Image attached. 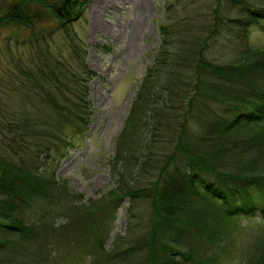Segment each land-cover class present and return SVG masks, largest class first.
<instances>
[{
  "label": "trees",
  "instance_id": "16d2710c",
  "mask_svg": "<svg viewBox=\"0 0 264 264\" xmlns=\"http://www.w3.org/2000/svg\"><path fill=\"white\" fill-rule=\"evenodd\" d=\"M23 1L16 0L18 6L11 5L4 11L0 25L8 20L27 27L33 23L31 17L25 15ZM47 1L36 0L40 8L49 7L65 24L80 17L84 9V4L77 0H64L61 5H50ZM239 5L240 18L235 20L238 27L264 21V7L244 1ZM214 21V30L200 40L192 41L187 50L194 60L190 63L195 83L177 134L168 122L161 121V115L155 113L158 108L154 106L164 92L176 99L181 92L185 93L187 86H180L179 72L174 66L164 69L167 75L164 84L156 83L157 67L154 64L142 79L127 123L116 143L113 161L119 176L117 187L107 194L106 202L102 197L103 202L97 207L91 205L83 211L75 205L64 224H57L52 219L25 223L21 212L36 198L49 199L56 194H65V184L55 181L53 174L48 176L46 171H40L45 161L41 163L39 159L52 156L54 145L60 140L61 127L70 126L77 119L85 88L77 86L73 92L70 85L87 82L88 75L82 71L77 81L76 73L71 71L49 72L59 100L50 99L49 112L41 116L33 117L29 100L28 103L26 99L19 100L14 120L7 123L11 138H7L9 143L5 145L11 151L19 138L25 147L17 146L14 154L19 158L18 152L23 151L26 155L11 161L8 154L0 152V264H50L58 247L65 251L74 242V233L71 238L65 227L78 221L79 235L84 236L76 240H83L82 245L89 255L98 258L94 264H106L114 259L106 255L105 235L108 231L98 219L100 213L105 209L115 211L125 198L131 200L141 195L151 207L153 228L148 242L126 248L119 252L123 256H116L117 253L115 259H126L133 253L141 259L140 253L144 251L145 259L138 264H220L222 258H217L216 250L224 252L226 258V251L233 243L231 235L235 224L242 219L252 220L257 214L264 220V49L251 48L243 42L244 50L236 65L207 61L203 56L208 47L207 40L215 33L221 19L215 16ZM161 31L166 33L165 27L161 26ZM245 31L244 28L242 37ZM157 59V64L161 65L175 63L170 56L162 55ZM194 108L196 114L191 113ZM145 117L155 120V137L161 127L175 134L174 151L169 160L175 166L169 172V163L165 164L154 183L136 189L133 187L135 182L131 186L124 179L133 164L137 170L143 168L145 162L141 160V152L152 144L151 140L136 142L141 120ZM192 125L196 126L197 132L190 131ZM77 130L79 134L84 131L83 128ZM124 131L127 132L126 139L123 138ZM50 215L49 211L43 214L44 218ZM244 260L242 264H264V225L262 235L255 238Z\"/></svg>",
  "mask_w": 264,
  "mask_h": 264
},
{
  "label": "rangeland",
  "instance_id": "374dc122",
  "mask_svg": "<svg viewBox=\"0 0 264 264\" xmlns=\"http://www.w3.org/2000/svg\"><path fill=\"white\" fill-rule=\"evenodd\" d=\"M15 1L0 0V16L8 7L14 6ZM243 1L264 7V0H237L238 3L230 0H77V3L84 4V9L80 17L67 25L49 7L40 8L36 0L22 2L25 15L31 17L33 23L27 27L8 20L0 25V152L8 154L11 161L26 155L23 151L18 152L19 158L14 154L17 146L25 147L19 138L11 151L5 145L11 136L7 123L14 120L21 99H26L27 103L29 100L33 117L49 112L50 99L59 100L49 72L71 71L76 73L77 81L82 71L88 75L87 82L68 85L73 92L77 86L85 88L77 119L70 126L61 127L60 140L56 141L52 156L39 159L41 163L45 161L40 171H46L48 176L53 174L54 180L65 184V194L31 201L21 212L25 223L52 219L57 224H64L65 217L75 205L84 211L91 205H100L102 197L106 202L107 194L117 187L119 177L113 161L117 140L127 123L142 79L154 64L157 67L156 83L164 84L167 76L164 69L174 66L179 72L180 86H187L185 93L181 92L176 99L164 92L154 106L158 108L155 113L161 115V121L168 122L177 134L195 83L190 63L194 60L187 50L192 41H198L214 30L215 16L221 21L207 40L204 59L219 65H236L244 50L243 42L251 48L264 49V21L242 28L237 26L239 3ZM48 2L61 5L64 0ZM161 26L165 27L166 33L161 31ZM244 28L246 34L242 37ZM162 55L170 56L175 63L168 66L157 64V58ZM58 63L60 66L55 67ZM191 113L196 114V109ZM154 121L150 117L143 118L136 138V142L152 141L141 152V160L145 162L143 168L137 170L133 164L125 174L127 179L124 180L130 184L135 182L133 187L136 189L154 183L174 151L175 134L161 127L155 137ZM78 128L84 129L82 134L78 133ZM126 131L124 139L127 138ZM190 131L197 132L196 126L192 125ZM168 165L169 172H172L175 164ZM131 179L134 181L130 182ZM141 196L131 200L125 198L115 211L105 209L100 213L98 219L108 231L105 235L106 255L114 259L106 264H138L145 259L144 251L140 253L141 259L137 253L126 259L114 257L117 253L116 256H123L119 252L126 248L148 242L153 228L151 207L150 202ZM48 211L51 215L44 218L43 214ZM263 225L264 220L258 214L252 220L242 219L236 223L231 235L233 243L227 246L226 258L224 252L216 250L217 258H222L220 264H242L255 238L260 233L262 235ZM80 227L79 221L65 227L71 238L74 233L75 240L65 251L58 247L50 264L96 263L98 258L89 255L82 245L83 240H76L84 236L79 235Z\"/></svg>",
  "mask_w": 264,
  "mask_h": 264
}]
</instances>
